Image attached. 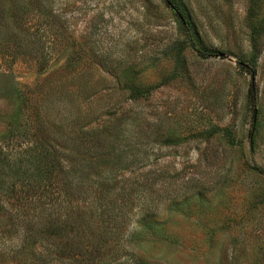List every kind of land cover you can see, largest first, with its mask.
Listing matches in <instances>:
<instances>
[{
  "label": "rangeland",
  "instance_id": "obj_1",
  "mask_svg": "<svg viewBox=\"0 0 264 264\" xmlns=\"http://www.w3.org/2000/svg\"><path fill=\"white\" fill-rule=\"evenodd\" d=\"M173 1L188 31L167 0L9 3L7 185L35 151L65 169L41 205L0 181V264H264V0Z\"/></svg>",
  "mask_w": 264,
  "mask_h": 264
},
{
  "label": "trees",
  "instance_id": "obj_2",
  "mask_svg": "<svg viewBox=\"0 0 264 264\" xmlns=\"http://www.w3.org/2000/svg\"><path fill=\"white\" fill-rule=\"evenodd\" d=\"M23 1L24 0H0V43L2 42L3 38L12 37L13 35H11L10 33H14L13 29L10 31L12 26L7 22L8 15L11 12L10 10H12L13 8L11 7V5H9V3H14L13 5L17 7V10L20 9V7H25L23 6L24 4H22ZM44 1L45 0H38V3L41 4V6H45ZM167 1L168 4L173 8L176 15L180 16L181 26L184 28L185 31H188L190 24L188 21H186V23L184 22V19L180 12V6L174 3L173 0L171 2H169V0ZM258 1L259 0H252L251 15L255 10V6L257 5ZM21 10L23 11L24 9ZM44 10L45 12L47 11L45 7L41 8V11ZM188 42L190 44L191 49L196 52L199 57L207 59L213 56L214 53L198 49V47L192 41L190 36ZM240 66H242V68H245V70H248V67H246V65H244L243 63H240ZM250 97L251 102L253 103V105H255V97L253 90H251ZM253 121L254 131L257 130V127L259 125L257 121L256 111L254 114ZM252 142H254V136L251 138V143ZM60 155L61 153L55 148H49L42 151H35L32 157V164L29 165L28 168H22L21 166L16 167V169L14 170L16 181L8 186L7 179L11 170H7L6 165L10 166L11 161H7L8 158L5 154L4 148L0 147V162L2 163V166L0 165V181H6L5 184H2L3 189L1 190L2 192H4V196H6L8 200L14 201V203L18 206H23L28 202L30 203L35 197L38 198L36 202H38L40 205L44 204L42 198L45 194H48L51 190H54L53 181H57L59 179V176L63 173L65 169L63 161H61L60 159ZM4 166L5 169H3ZM74 170L76 171V168H74ZM18 186L20 187V192L16 191ZM73 189L76 194L79 193L78 187H73ZM64 190L65 189L62 188L60 184H57V191H53L54 197L50 198L49 201L50 208L46 209L47 217L42 218L49 223L51 222V220L55 222L52 225V229L55 228L56 225H59L57 223L59 220L56 222L57 219L54 216L56 215L55 212L60 211L59 209H61L63 206L61 205L62 200L60 202L58 200L62 199L61 196L63 192L66 193V191ZM49 228H51V226Z\"/></svg>",
  "mask_w": 264,
  "mask_h": 264
}]
</instances>
